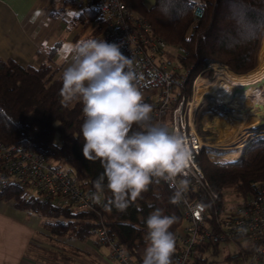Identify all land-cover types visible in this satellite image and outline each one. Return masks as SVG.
<instances>
[{
    "label": "trees",
    "instance_id": "16d2710c",
    "mask_svg": "<svg viewBox=\"0 0 264 264\" xmlns=\"http://www.w3.org/2000/svg\"><path fill=\"white\" fill-rule=\"evenodd\" d=\"M122 1L151 24L155 35L168 44L184 48L183 53H169L179 60L181 71H189L179 85L181 95H191L192 81L198 73L212 76L213 63L241 75L253 70L258 56L264 54V0H203L204 13L200 18L192 15L190 0H153L149 6L144 0ZM99 19L94 8L79 4V10L68 20L67 26L78 28L77 37L92 26L86 38H96L102 26ZM58 44L52 45L46 60L39 65L0 59V141L6 145H21L54 159L60 166L67 165L64 169L76 177L79 187L93 195L96 191L93 181L103 168L99 161H87L82 155V104L73 101L65 107L61 103V66H54L51 61ZM137 85L143 92L145 87ZM143 96L144 102L153 108V98ZM168 116L169 113L164 115L163 123L167 126ZM197 161L211 187L219 192V205L227 194L247 198L264 188V135L251 138L235 160L213 161L204 147ZM172 195L168 183H153L142 193V198L121 213L114 207L111 211L105 210L104 205L111 199V193L105 190L102 207L97 208L101 210L108 237L142 264L147 244L144 223L147 216L156 208L162 209L165 215H175L178 220L172 226L173 232L183 221L179 203L170 202ZM0 199L38 214L51 241L67 238L85 242L93 238L95 243L106 245L92 234L96 217L91 211H73L68 206L55 205L50 199L42 201L18 181H10L2 187ZM38 250L56 262L59 260L57 264H61V260L75 264V258L64 255L54 246L46 245ZM176 255L177 246L172 261Z\"/></svg>",
    "mask_w": 264,
    "mask_h": 264
},
{
    "label": "built area",
    "instance_id": "2783aa9c",
    "mask_svg": "<svg viewBox=\"0 0 264 264\" xmlns=\"http://www.w3.org/2000/svg\"><path fill=\"white\" fill-rule=\"evenodd\" d=\"M81 5L94 8L100 17L101 30L94 39L119 45L121 52L133 60L140 77L137 84L145 87L143 95L153 98V122L163 124L164 115L169 113V129L179 131L189 140L193 152L188 177L191 184L179 203L183 221L174 232L177 255L173 264H264V188L247 198L234 201L225 198L219 205V192L211 187L198 164L197 157L207 142L195 129L194 114L202 98L214 93L203 91L198 98H194L193 88L192 96L179 93V85L189 71H181L179 60L169 53H183L184 48L155 35L151 24L133 13L122 0H81ZM190 5L192 15L200 18L204 1L190 0ZM210 67L221 68L225 73L229 70L218 63ZM0 168V189L10 181H18L42 201L50 199L55 205L68 206L73 211L93 212L96 224L91 231L106 243L109 260L116 264H140L108 237L99 209L102 199L96 203L92 193L79 187L76 177L54 159L0 141ZM230 242L238 246L237 252L231 255L225 247L229 261L220 262L225 251L221 253L219 245Z\"/></svg>",
    "mask_w": 264,
    "mask_h": 264
},
{
    "label": "clouds",
    "instance_id": "9594fccd",
    "mask_svg": "<svg viewBox=\"0 0 264 264\" xmlns=\"http://www.w3.org/2000/svg\"><path fill=\"white\" fill-rule=\"evenodd\" d=\"M60 56L68 65L61 75V103L82 104V155L103 168L93 181L94 201L100 203L107 190L105 210L124 213L151 184L164 181L173 190L170 202L180 203L190 188L193 152L186 136L153 122L133 60L119 45L94 38L67 43ZM177 220L160 208L147 216L142 264H173L177 237L171 229Z\"/></svg>",
    "mask_w": 264,
    "mask_h": 264
},
{
    "label": "crops",
    "instance_id": "0c3cea01",
    "mask_svg": "<svg viewBox=\"0 0 264 264\" xmlns=\"http://www.w3.org/2000/svg\"><path fill=\"white\" fill-rule=\"evenodd\" d=\"M67 0H0V59L11 58L21 65H39L46 60L49 50L59 43L52 58L54 66H61L60 72L68 65L63 62L60 50L67 43H76L86 38V32L77 37L78 28L69 29L67 22L78 10L65 8ZM147 6L153 0H144ZM57 6V7H56ZM56 12L57 14H53ZM42 218L32 212L14 207L12 201L0 199V264H57L40 253L38 248L54 246L75 264H95L86 253L104 264H116L108 254L99 250L101 244L93 238L81 242L59 238L51 241L42 227ZM85 253V254H84ZM66 264L67 260H61Z\"/></svg>",
    "mask_w": 264,
    "mask_h": 264
},
{
    "label": "rangeland",
    "instance_id": "374dc122",
    "mask_svg": "<svg viewBox=\"0 0 264 264\" xmlns=\"http://www.w3.org/2000/svg\"><path fill=\"white\" fill-rule=\"evenodd\" d=\"M67 1L68 4L65 6V8L70 10H77L79 4H81V0H67ZM91 30H92V26L87 27L86 33H89ZM255 68H257V66ZM212 72H213L212 76H208L206 74L204 75L202 73L201 75L197 74L194 77L195 85L197 80L200 78H202L201 80L203 82L201 83L202 87L208 85L209 83L214 82L217 79L226 80L229 78L228 76L232 71L228 70V72L225 73L223 69L217 67ZM193 82L194 81H192V88L194 95L191 94V96L193 95L194 98H198L200 95V94L198 95L197 92L198 86L196 85L195 87H193L194 86ZM194 89L197 93H195ZM200 104L201 105L197 107L194 114L195 129L201 136L205 137L204 140L207 142V146L205 147L209 157L213 161H217L220 163L226 162L225 160H221V158L225 157L229 153H234L236 151L235 146H237V144L247 136L246 135L247 132H245L244 130H246L251 125L256 124V122L259 120V117L261 116L258 117L253 115H247L244 116V118L238 117L237 113H235L233 108L226 107L227 103L221 104L219 99L216 98L215 93L214 95L211 94L205 95L202 98V102ZM198 123H200L199 124L200 130H198ZM62 166L63 168L67 167V165L65 164H63ZM234 196H235L234 194H227L226 198L227 200L231 199L234 201L235 199L238 198ZM225 247H228L231 255L236 254L238 249V246L233 242L227 244L224 243L220 244L219 249L221 253L225 251L224 257L219 260L220 262L223 263L229 261L228 260L229 252H227V248ZM99 250L103 254H108V247L105 244H101L99 246ZM83 257H87V259L90 262H93L95 264H104V259H103L105 258L104 256L101 260H99L97 258H94L92 254L89 255V253H86L85 255H83Z\"/></svg>",
    "mask_w": 264,
    "mask_h": 264
},
{
    "label": "bare ground",
    "instance_id": "6f19581e",
    "mask_svg": "<svg viewBox=\"0 0 264 264\" xmlns=\"http://www.w3.org/2000/svg\"><path fill=\"white\" fill-rule=\"evenodd\" d=\"M231 73L228 76V79H217L204 87L201 86V83H203L201 80L202 78L198 79L196 82V85L198 86V95L203 91L214 92L216 98H218L222 104L227 103L226 107L233 108L238 117L244 118V116L247 115L261 116L259 112L254 111L253 103L264 101V91L253 90L250 86L256 81L264 79V54H260L258 56L257 68L254 70L241 75ZM243 85L247 86L245 88H241ZM260 118L261 117H259V120ZM256 124L251 125L244 130L247 132V136L239 142L237 146H235L236 151L234 153L227 154L225 157L221 158V160L232 161L240 155L241 149L253 137L252 135L255 131L252 127Z\"/></svg>",
    "mask_w": 264,
    "mask_h": 264
},
{
    "label": "water",
    "instance_id": "95a60500",
    "mask_svg": "<svg viewBox=\"0 0 264 264\" xmlns=\"http://www.w3.org/2000/svg\"><path fill=\"white\" fill-rule=\"evenodd\" d=\"M246 86L247 85H243L241 88H245ZM250 87L253 90L264 91V79L256 81ZM253 105H254V111H257L261 114V118L259 122L252 127V129L255 131V133L252 136L255 137V136L264 135V101L253 103Z\"/></svg>",
    "mask_w": 264,
    "mask_h": 264
}]
</instances>
